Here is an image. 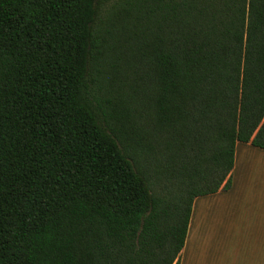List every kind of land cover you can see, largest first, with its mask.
I'll return each instance as SVG.
<instances>
[{"label": "trees", "instance_id": "trees-1", "mask_svg": "<svg viewBox=\"0 0 264 264\" xmlns=\"http://www.w3.org/2000/svg\"><path fill=\"white\" fill-rule=\"evenodd\" d=\"M238 143L264 0H0V264H180Z\"/></svg>", "mask_w": 264, "mask_h": 264}, {"label": "crops", "instance_id": "crops-1", "mask_svg": "<svg viewBox=\"0 0 264 264\" xmlns=\"http://www.w3.org/2000/svg\"><path fill=\"white\" fill-rule=\"evenodd\" d=\"M255 158L264 159V149L238 143L230 188L195 199L180 264L224 263L223 255L213 257L216 251L240 252L233 264H249L260 252L264 257V195L247 192L255 183L247 178L253 165L246 161Z\"/></svg>", "mask_w": 264, "mask_h": 264}, {"label": "rangeland", "instance_id": "rangeland-1", "mask_svg": "<svg viewBox=\"0 0 264 264\" xmlns=\"http://www.w3.org/2000/svg\"><path fill=\"white\" fill-rule=\"evenodd\" d=\"M248 164H252L253 166L246 171L249 173V176L247 177L252 183L255 184L252 185L249 183L247 192L249 194H259L264 195V159L255 158L252 160L246 161ZM240 252H228V251H216L213 253V257L216 256V261H219V257L223 255L222 260H226L224 263L227 264H233L234 260L240 258ZM213 259V258H212ZM210 264H224L223 262H215L209 261ZM249 264H264V257L263 252H260V257L256 254L255 257L252 255L249 258Z\"/></svg>", "mask_w": 264, "mask_h": 264}]
</instances>
